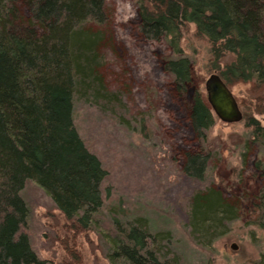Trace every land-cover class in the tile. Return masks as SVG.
I'll list each match as a JSON object with an SVG mask.
<instances>
[{"label":"rangeland","instance_id":"rangeland-1","mask_svg":"<svg viewBox=\"0 0 264 264\" xmlns=\"http://www.w3.org/2000/svg\"><path fill=\"white\" fill-rule=\"evenodd\" d=\"M100 10L42 28L25 0H0V53H15L0 59V89L11 97L7 110L0 102V151L14 168L8 175L0 163V183L16 189L10 208L0 201L12 213L0 217V264H264V141H250L246 120L215 117L207 142L218 156L204 180L182 172L184 155L200 150L188 116L194 90L206 97L204 82L215 74L209 44L184 35L195 85L178 91L166 43L138 32L136 0H102ZM57 24L67 27L51 33ZM52 65L62 67L57 76ZM247 88L230 91L242 115L264 127ZM55 95L67 98V127L45 124V171L34 128L52 113L32 110L52 109ZM53 127L64 143L49 144ZM56 147L68 157L55 160ZM245 205L261 208L260 217L246 218Z\"/></svg>","mask_w":264,"mask_h":264},{"label":"trees","instance_id":"trees-1","mask_svg":"<svg viewBox=\"0 0 264 264\" xmlns=\"http://www.w3.org/2000/svg\"><path fill=\"white\" fill-rule=\"evenodd\" d=\"M25 2L32 13L33 19L42 28H47L46 23L50 22L48 20L54 21L66 15L69 16L68 20H74V22L77 21L78 15H82V19L88 15L101 16L100 8L102 0H25ZM136 6L139 17L138 32L140 35L146 40L165 42L172 53V57L167 58L164 65L172 80V84L178 91L187 87L192 88L195 85L192 62L185 55L182 48L184 35L191 31L193 37L206 41L210 46L213 60L210 73L218 75L229 90L236 85L248 86L247 95L255 103V115H264L263 0H136ZM60 25L57 24L56 27L50 28V32L53 33L55 28L64 29L67 27ZM49 42H52V40ZM10 50L8 46H5L0 53V59L4 60L5 55L11 58V54L15 53ZM10 64L6 66V71L11 70ZM61 68L52 65L46 69L52 70L48 72L51 76H57L58 73L54 72L60 71ZM7 79H11V76ZM52 80L58 81V78L54 77ZM39 92H44V89H40ZM54 99L56 102L52 109L51 105H47L46 108L41 107L38 108L39 110H32V113L39 111L34 114L35 117L45 115L46 111L52 113V118L50 117L49 119L45 115L47 122L39 124L36 122L37 127L34 126L35 132H37V129L44 131L38 132L34 146L36 147L37 154H39L37 155L38 158L41 155L45 157L43 164L45 171H49L51 160V157L47 158L50 153L46 145L48 141L41 140V138L47 140L45 135L50 126H48V129L45 126L50 121H58L59 125L67 127V121L63 117L66 116V112L63 114L60 112L61 109H66L67 98L55 95ZM0 100L2 107L6 110L7 107L11 106L6 103L11 100L9 92L3 88L0 89ZM246 104L249 105L247 102ZM10 109H14V107ZM54 115L58 117L53 118ZM60 116H62L61 121L57 120ZM188 118L190 127L199 141L200 150L187 152L184 155L182 172L190 180L201 182L206 176L210 161L213 157L218 156V148L207 142V133L215 124V116L206 102V97L198 89L194 90ZM244 119L246 120L247 128L252 130L250 141H264V127L261 126L260 122L253 116L247 117L243 114L242 120ZM30 123H27V125ZM46 123L47 125H45ZM22 128L24 129V127ZM54 130L53 127L49 144L64 143L63 138L66 134H61L63 132L61 129ZM33 136L35 137L34 133H32ZM25 140L29 145L33 144V141L30 143L29 140ZM42 146H45L44 148L47 149H44ZM66 152V150L56 147L55 152L52 153L53 158L55 160H63L68 157ZM8 162L9 160L1 152L0 163L7 169L9 167L7 173L10 172V169L14 170ZM8 181L7 179L4 183H0V197L6 195L5 199H1L0 201H2V204H5L7 201V205L10 208V198L7 199V197L14 198L16 189L15 184H11ZM263 195L264 193L262 194V198L259 196L260 199L264 198ZM0 210V217L12 214L7 208H0ZM243 213L246 218L249 217L250 219L257 220L261 215V208L255 205L252 207L245 205ZM261 226L264 227V224ZM7 258L2 253V259L10 262V256ZM138 259L141 264H153L148 263L147 260L142 258Z\"/></svg>","mask_w":264,"mask_h":264},{"label":"water","instance_id":"water-1","mask_svg":"<svg viewBox=\"0 0 264 264\" xmlns=\"http://www.w3.org/2000/svg\"><path fill=\"white\" fill-rule=\"evenodd\" d=\"M204 91L206 102L219 121L230 125L242 121V112L232 92L218 75L212 74L205 80Z\"/></svg>","mask_w":264,"mask_h":264}]
</instances>
